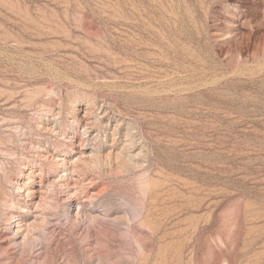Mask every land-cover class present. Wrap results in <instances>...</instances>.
I'll return each instance as SVG.
<instances>
[{
  "label": "rangeland",
  "instance_id": "1",
  "mask_svg": "<svg viewBox=\"0 0 264 264\" xmlns=\"http://www.w3.org/2000/svg\"><path fill=\"white\" fill-rule=\"evenodd\" d=\"M86 100L128 167L53 168ZM89 202L121 242L39 243ZM0 264H264V0H0Z\"/></svg>",
  "mask_w": 264,
  "mask_h": 264
},
{
  "label": "bare ground",
  "instance_id": "2",
  "mask_svg": "<svg viewBox=\"0 0 264 264\" xmlns=\"http://www.w3.org/2000/svg\"><path fill=\"white\" fill-rule=\"evenodd\" d=\"M77 107L78 106L73 105L69 109L70 110L69 115L72 119L71 123L74 124L75 126L74 127L75 130L73 132L76 134L77 140L75 141L74 145L77 148V150L73 152L74 153L73 155H68L66 156V158L61 159V160H57V158L53 156L52 158L53 161L51 162V164L53 165V168H55V166H60L61 172L63 173L67 172L69 175L78 166L84 167L85 169L92 168V167H98L101 165L102 166L103 165L112 166V168L114 169L128 167V162H130V157L127 156L125 159L122 153H119V151L118 153H116L115 151L116 148H114V151L112 148H109L107 149L108 151H106L102 155L98 151L99 147H97L98 140H99L98 145L106 144L108 142V139H109V142L111 143L110 146L113 145V143L115 142L116 131L118 129L117 122L111 126L109 133L106 131H103L102 134H92L91 129L94 126H97L98 124L101 123L102 119H100L99 115L101 114L104 115L103 111L101 109L98 112L96 111V104L93 100H86L85 103L82 104L81 114L79 116L77 115V112H76ZM72 124H70L71 127H73ZM42 130H44V127H42ZM124 137H128V134L127 133L124 134ZM86 141L90 142L91 144L90 148L83 147ZM129 142H130V139H125L122 149L123 148L125 149L126 144H128ZM120 154H122L123 156H121ZM30 175L31 177H36V175L33 173H31ZM60 178H61L60 181H62L63 183L62 186H63L64 192L66 191L67 194H69L71 192V190H69L71 185L69 184L68 177L64 178L61 175ZM28 180L29 178H27V181ZM88 182L89 184H91V180H89ZM79 184L81 185L80 182ZM28 185H29L28 182L24 183L23 185H19L20 186L19 188L22 189L23 192L25 193V197L33 198L34 196H36L38 198H41L43 196V195H40V193H42L40 191V186H37L35 188H32V187L30 188L28 187ZM76 186H77L76 187L77 189L78 185ZM89 187H92V186H89ZM71 194L74 195L75 199L79 195L76 191H74ZM68 196L70 197V194ZM44 198L42 197V199ZM88 204L89 206H91V208L85 207L81 203H77L76 207L74 208L75 209L74 219L85 218L89 222L92 221L93 229L95 228L96 231L91 230L90 226L88 225L89 226L88 228H90V230H87L88 232L84 234L83 231L86 230V228L84 230V224L76 223L71 226L69 225L59 226L57 225V223L55 224L52 221H46L45 224L44 225L42 224V226L39 228V229H42L43 231H46L45 235L41 237V240L39 241V243H57V242L63 241L64 239H65L64 240L65 243L67 242L74 243L79 240L83 243H97V242L119 243L121 242L122 241L121 238L117 235V227L110 224L109 222H97L96 219L98 218V215L96 214V211L93 210L95 205L93 204V202H89ZM114 214H117V212L112 211L110 215H114ZM114 219L118 220L117 218H114ZM79 232H81L80 233L81 235L79 236V238H76V235ZM26 243L29 244V243H36V242L33 241V239H29ZM34 246L31 244L26 246L23 250V254L25 256L32 257L33 255L36 254L37 251L39 250L41 251V249L44 247L43 246L42 248L34 249L35 248ZM40 254H37V255L39 256Z\"/></svg>",
  "mask_w": 264,
  "mask_h": 264
}]
</instances>
